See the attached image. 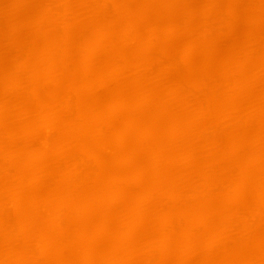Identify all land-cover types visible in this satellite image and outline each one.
Segmentation results:
<instances>
[{
	"label": "bare ground",
	"instance_id": "bare-ground-1",
	"mask_svg": "<svg viewBox=\"0 0 264 264\" xmlns=\"http://www.w3.org/2000/svg\"><path fill=\"white\" fill-rule=\"evenodd\" d=\"M0 264H264V0H0Z\"/></svg>",
	"mask_w": 264,
	"mask_h": 264
}]
</instances>
